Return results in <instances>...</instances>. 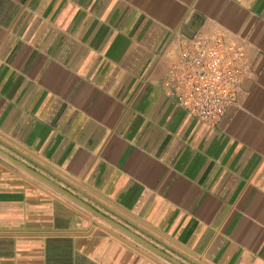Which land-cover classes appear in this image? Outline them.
<instances>
[{
  "label": "crops",
  "instance_id": "0c3cea01",
  "mask_svg": "<svg viewBox=\"0 0 264 264\" xmlns=\"http://www.w3.org/2000/svg\"><path fill=\"white\" fill-rule=\"evenodd\" d=\"M250 75L215 127L166 93L181 40ZM0 149L183 264H264V0H0ZM0 264H173L0 155Z\"/></svg>",
  "mask_w": 264,
  "mask_h": 264
},
{
  "label": "built area",
  "instance_id": "2783aa9c",
  "mask_svg": "<svg viewBox=\"0 0 264 264\" xmlns=\"http://www.w3.org/2000/svg\"><path fill=\"white\" fill-rule=\"evenodd\" d=\"M250 75L242 46L221 35L196 33L181 40L169 63L166 93L199 122L215 127L237 102L243 80Z\"/></svg>",
  "mask_w": 264,
  "mask_h": 264
},
{
  "label": "water",
  "instance_id": "95a60500",
  "mask_svg": "<svg viewBox=\"0 0 264 264\" xmlns=\"http://www.w3.org/2000/svg\"><path fill=\"white\" fill-rule=\"evenodd\" d=\"M0 155L2 157H4L5 159H7L8 161L12 162L13 164L17 165L18 167H20L24 171L28 172L29 174H31L35 178L39 179L40 181L44 182L48 186L52 187L53 189L57 190L61 194L65 195L66 197H68L72 201L76 202L77 204H79L80 206H82L84 209H86L90 213H92L95 217H97L100 220H102V221L110 224L111 226H113V227L121 230L122 232H124L125 234H127L131 238L137 240L138 242H140L144 246L148 247L152 251L156 252L158 255L162 256L166 260L172 262L173 264H183L180 261H178L176 258L170 256L166 252H164L161 249L157 248L156 246H154L153 244L149 243L148 241H146L142 237L138 236L137 234H135L134 232H132L131 230H129L128 228H126L122 224L116 222L112 218H109V217L105 216L104 214L100 213L99 211H97L96 209H94L92 206H90L89 204H87L86 202H84L83 200H81L80 198H78L77 196L73 195L72 193H70L66 189L62 188L61 186H59L58 184L54 183L53 181H51L50 179H48L44 175H42L39 172H37L36 170L30 168L29 166H27L23 162L17 160L16 158H14L13 156L7 154L6 152H4L1 149H0Z\"/></svg>",
  "mask_w": 264,
  "mask_h": 264
}]
</instances>
